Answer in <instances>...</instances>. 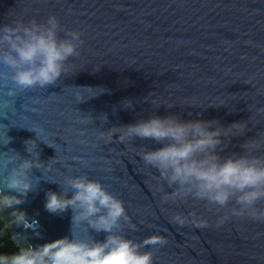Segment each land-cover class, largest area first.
Listing matches in <instances>:
<instances>
[{"label":"water","instance_id":"water-1","mask_svg":"<svg viewBox=\"0 0 264 264\" xmlns=\"http://www.w3.org/2000/svg\"><path fill=\"white\" fill-rule=\"evenodd\" d=\"M49 15L81 33L79 55L70 58L75 67L53 85L12 98L6 95L10 82L0 88V101L9 105L0 110V142L9 140L0 143V153L28 156L25 141L36 139L29 127L39 126L53 147L38 141V159L56 157L51 173L32 169L36 187L16 206L26 210L31 227L12 223V209L0 213L17 246L70 234L71 210L62 216L44 210L45 192L60 190L48 180L87 175L123 201L136 224V231L125 225L126 237L158 235L166 241L142 249L153 251L155 264H264V223L233 218L217 228L216 217L226 208L191 197L161 200V186L172 189L139 155L160 145L140 138L120 143L118 134L108 144L97 139L111 127L171 114L185 121L217 120L224 127L245 124L242 134L221 138L227 147L220 153L243 154L245 142L264 134V0H0V24L32 18L42 23ZM0 70L9 71L2 65ZM157 104L163 105L155 109ZM190 212L209 226L171 220ZM75 230L84 235L82 228Z\"/></svg>","mask_w":264,"mask_h":264},{"label":"clouds","instance_id":"clouds-1","mask_svg":"<svg viewBox=\"0 0 264 264\" xmlns=\"http://www.w3.org/2000/svg\"><path fill=\"white\" fill-rule=\"evenodd\" d=\"M83 43L81 33L64 28L55 15H49L42 23L32 18L27 23L14 19L0 24V65L9 70H0V88L5 86L3 82H10L6 95L12 98L30 88L55 84L62 74L75 67L70 64V58L79 55L78 49ZM81 99L82 96L77 97L78 101ZM161 105L157 104L155 109ZM8 106L7 102L0 101V110ZM126 107L132 105L129 103ZM245 127L243 123L224 127L217 120L185 121L178 115H152L134 124L111 127L97 139L108 144L118 134L120 143L140 138L160 145L142 150L139 155L172 189L168 192L161 186V200L167 203L191 197L206 201L211 207L226 208L216 217L215 225L219 228L233 218L264 223V207H257L258 201H264V155L254 154L264 151V134L245 142L243 154H220L227 147L226 140L221 138L240 135ZM29 128L35 132L36 139L25 141L28 156L0 153V213L12 209L10 221L25 228L31 227L27 212L16 206L24 204L36 187L32 169L51 173L56 158H49L47 162L38 159V141L53 146L46 142L43 127ZM0 143L7 144L9 140ZM48 181L58 183L60 190L45 192L44 210L56 216L71 210L70 234L35 247L19 245L8 264H155L153 251L142 249L149 245L163 246L166 241L158 235L140 241L126 237L125 225L129 231H136V224L123 201L101 182L87 175L64 176L62 182ZM171 220L179 226H209V221L198 218L195 212L175 213ZM75 228H82L84 235H78ZM89 229L104 233L103 238L97 239ZM34 234L43 235L40 231Z\"/></svg>","mask_w":264,"mask_h":264},{"label":"trees","instance_id":"trees-1","mask_svg":"<svg viewBox=\"0 0 264 264\" xmlns=\"http://www.w3.org/2000/svg\"><path fill=\"white\" fill-rule=\"evenodd\" d=\"M18 248L12 239L7 224L0 221V264H8L11 256L18 251Z\"/></svg>","mask_w":264,"mask_h":264}]
</instances>
